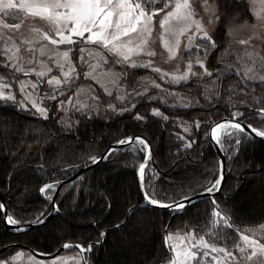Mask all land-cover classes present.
<instances>
[{
  "label": "trees",
  "instance_id": "obj_1",
  "mask_svg": "<svg viewBox=\"0 0 264 264\" xmlns=\"http://www.w3.org/2000/svg\"><path fill=\"white\" fill-rule=\"evenodd\" d=\"M163 6L159 3L155 7ZM218 6L222 16L213 37L216 47L206 59V66L214 74L217 69L225 71L229 16L240 15L241 21L251 16L246 0H218ZM195 55L202 54L193 48L185 58L194 63ZM231 72L227 71L220 84L221 95L210 102L202 95L209 78L198 84L196 81L201 79L195 76L190 83L163 86L178 96L162 91L155 97L153 92L154 99L138 101L134 108L125 103L130 110L124 113H118L122 108L118 104L117 110L102 107L96 115L74 114L66 123L60 122L61 113L54 104L47 106L48 116L44 118L0 101V192L9 215L20 224L42 220L52 211L51 202L39 191L44 184L58 185L92 163L89 157H101L110 145L136 135L145 137L153 148L154 161L147 166L144 177L150 196L170 203L210 188L220 171L210 143L212 125L233 117L235 111L247 117L246 123L259 128L264 124L257 117L264 109V84L245 81ZM137 73L148 72L134 69L124 79L126 84L133 86ZM97 93L100 106L116 103L114 95ZM153 108H159L167 119L155 116ZM137 113L143 119H137ZM185 128L190 131L185 132ZM189 140L194 141L191 147L187 146ZM233 142L225 136L222 143L228 165L233 164L222 193L231 196L241 185L243 188L235 198L215 197L216 204L229 214L228 224L223 223V214L222 220L216 221L212 215L214 204L206 200L178 215L169 233L191 231L231 250L240 243L241 232L264 223V143L248 138L241 141L239 151H234ZM145 157V148L138 142L114 151L105 162L63 185L57 197L61 214L29 232L10 233L0 207V248L17 242L51 253L69 242L84 246L101 242L100 232L124 222L131 208L143 202L137 170ZM171 215L150 207L138 209L126 227L109 230L101 243L93 245L87 256L89 263L165 261L169 256L163 235Z\"/></svg>",
  "mask_w": 264,
  "mask_h": 264
},
{
  "label": "snow or ice",
  "instance_id": "obj_2",
  "mask_svg": "<svg viewBox=\"0 0 264 264\" xmlns=\"http://www.w3.org/2000/svg\"><path fill=\"white\" fill-rule=\"evenodd\" d=\"M206 2V0H205ZM146 3L155 4V0H146ZM173 0H164V7L167 8L169 4H172ZM255 3V0H252ZM261 5L264 7V0H261ZM21 9L27 13H31L35 16H40L44 18L50 24V30L53 35L48 32L39 33L33 36V40L40 39L41 37L50 41L52 46L66 45L68 47L63 50L58 47H50L48 45H42L39 49L41 57H47V61H50L58 71L62 74L51 75L47 79V84L52 86L51 100H56L58 95H63L65 91L72 89L74 81L77 77L81 75L80 72L76 71V65L73 63L71 52L72 46L77 44H91L98 49H103L110 52L114 56V64L118 65H130L132 69L139 67L149 68L152 66L151 60H136L131 59L134 54L144 53L145 48L148 44V40L145 36L151 35L152 21L157 12L162 11L159 7H152L150 10H146L145 5L140 2V0H0V13L8 14L9 10ZM218 19V17H217ZM264 21V16L261 17ZM160 25L162 29L161 35L163 36V45L168 50L170 56H175L179 49V35L184 33H189V43L188 48H192V39L194 36L199 34L201 36V42L195 45L196 51L203 52V58L197 57L195 64L199 65L202 70H195L193 67V62L189 59L186 62V70L177 73H167L160 68H153V72L161 74V79H165L171 76V83L179 84L181 81H188L191 77L206 75L209 78V82L204 84L203 97L206 101H211L214 97H219L221 95L220 84L223 82L224 77L227 75V70L232 68L231 65L225 66V71L215 70L216 75L213 76V72L209 71L206 66V59L211 51L216 47V41L204 28L203 24L195 19L194 10L191 7L189 0H175L172 9L165 13L163 18L160 20ZM177 25H182L177 27ZM0 26L19 29L20 24L15 25H4L3 21L0 20ZM194 29V31H192ZM35 31V30H33ZM132 35H135L138 43H134ZM127 37L128 39L122 40V38ZM7 41H12L10 44L6 43L3 50V63L14 70V72L23 73L26 77H29L32 73H35L38 79L32 80H20L19 86L21 93L24 94V99L17 101L15 93L12 91H6L5 89L11 88V83L7 82L3 76H0V100L2 101H12L13 103H19L25 109L28 105L25 103V99L32 100V106L36 108L39 115L47 117L48 108L41 106L36 102L35 97H33L32 92L27 89L38 90L40 84L45 81L42 79L52 73L53 68L49 66V63L45 59H38L34 54V50L29 48V55L27 57L26 63L29 65L25 67V58L21 55L20 45L12 40L11 37H3ZM29 44L32 41H27ZM240 43L245 44L247 41H240ZM207 45L206 47H201V45ZM78 52L80 53V62L86 64L88 71L84 72L85 77H91L93 80H97L98 77H107L105 81L104 91L108 93L109 96L112 95L111 89L107 87V84H111L113 87L118 89L121 87V77L127 76V71L115 72L111 68L107 71H102L96 73L97 68H101V58L94 57L92 51H88L87 54L90 58L94 59V62H88L85 60L86 49L84 47H79ZM148 56L155 55L150 49L146 53ZM252 56L251 53L248 54ZM118 57V58H117ZM105 64L108 63L107 57H102ZM260 67L264 69V58H259ZM239 73V69H236ZM251 67H245L244 76L247 80H257L264 82V75H251ZM15 79V76H13ZM196 83L201 84L203 81H196ZM156 88H160V85H155ZM231 87V86H229ZM163 91L168 92L170 95L178 96V93L170 92L167 89ZM148 92V88L144 87L143 92L137 91L135 88L132 89L131 93L125 95H118L117 99L131 105V108L135 107L133 101L139 97L141 99L152 100L154 97L148 94L147 97L144 93ZM243 92V89H241ZM212 93V95H209ZM68 102L71 103V96L67 98ZM192 101H189L190 104ZM65 101L60 100L59 105L62 107ZM187 106V105H185ZM81 107H85L81 105ZM109 108L115 110V106L109 104ZM130 108L123 107L119 111H128ZM55 111V109H53ZM152 113L157 117H167L163 116L159 108H153ZM259 116L264 117V109L259 110ZM233 117H241L242 119L232 120L229 119L224 122L216 123L214 127L211 128V137L220 146L221 151H223V144L220 141V130H224L230 141L232 143V148L234 151H239L241 147V141H246L248 139L247 129L255 133L259 137L264 138V128H254L252 124L245 123L244 121L247 117H244L243 113L240 111H235L231 113ZM137 119H143L140 117L139 113L136 114ZM195 126L199 128V121L195 122ZM185 132H189L190 128H185ZM135 139L139 144L143 146H148V142L142 137H127L126 140L117 141L118 144H125L127 142ZM194 141L189 140L187 143L188 147H191ZM115 149H109L105 153L104 157H89L91 162H96L98 159L107 158L109 153L114 152ZM72 167H77L73 165ZM145 165L141 164L139 166V173L141 179H143ZM222 174L218 173L211 188H207L206 191L212 193L218 189L221 185ZM56 182L51 184H44L43 187L39 189L41 193L48 190L47 200H49L53 208H58L56 200L52 195V190L56 188ZM145 199L152 205H163L165 207H173L178 209H183L185 203L164 204L161 200L155 199L150 196L146 191L144 193ZM183 200L187 203H191V197H183ZM214 209L212 212L213 217L221 218L223 214V223L228 224L229 214L223 208H220L213 200ZM110 207V205H109ZM135 209L128 214V220L131 219L132 214H134ZM8 223H19L15 221L13 217L6 216ZM39 222V221H37ZM213 222H216L215 220ZM123 226H127V223ZM231 226V225H229ZM117 228L119 225L116 226ZM101 236L106 235L105 232H100ZM241 239L245 242L247 247L252 248V256L257 255V252L264 256V243H260L259 240L255 239L252 235H245L243 232L240 233ZM172 239V234L166 232L165 243L169 245V241ZM181 241L190 240L194 243H188L183 249L176 251L174 246L173 251L175 253V259L170 261V264H201L200 260L197 259L198 253L201 249H204L202 255L208 256L210 253L207 251L211 249L212 252H223L225 253V259L232 257L233 254L229 252L226 248L218 247L215 244H209L203 237L197 239L194 233H189L187 236H182ZM99 243V241H96ZM82 250L91 251L92 244H88L86 249L84 245H79ZM239 247V245H237ZM195 249V250H194ZM246 251L245 247H240V252L244 253ZM214 261H218L219 257L213 256ZM233 259H235L233 257ZM0 264H6V262L0 261ZM260 264H264V258L261 259Z\"/></svg>",
  "mask_w": 264,
  "mask_h": 264
},
{
  "label": "rangeland",
  "instance_id": "obj_3",
  "mask_svg": "<svg viewBox=\"0 0 264 264\" xmlns=\"http://www.w3.org/2000/svg\"><path fill=\"white\" fill-rule=\"evenodd\" d=\"M16 2H19V0H16ZM140 2L145 5L146 10H150L152 7H155L156 4L159 3H163L164 5V0L161 1L155 0V4L146 3V0H140ZM174 2L175 0H173V3L169 4L167 8H165L164 6L161 7L162 11L157 12L155 14L152 21L151 35L145 36V38L148 40V44L145 48V52L134 54L131 57V59H136L138 61L151 60L152 61L151 67L149 68L139 67L142 68L143 72L145 70L148 73L147 74L137 73L136 75L137 77L133 78L135 82L133 86H129L128 84H126L124 80L128 75L126 77L125 76L121 77V87L119 89L117 87H113L110 83L107 84V87L111 89L112 92L111 96L113 95L115 96L114 100L116 103L112 104L115 106V110H117L118 104L121 105L122 108L126 107L125 102L118 100L117 96L131 93L133 88H135L137 91L143 92V88L147 87L148 92L144 93L145 97L148 94H152L153 92H156L157 95L154 96L158 97L159 93L163 91V86L165 87V85L174 84L171 83V76H168L165 79H161V74L157 72H153L152 71L153 68H160L167 73H177L186 70L187 60L185 58V54L191 49L195 48L196 44L201 42V36L199 34L194 36L192 39V48H188L187 45L189 43V38H188L189 33H184L182 35H179V40H180L179 49L174 57L170 56L168 50L163 45L164 38L161 35L162 29L160 25V20L163 18L166 12L172 9V7L174 6ZM189 2L191 4L192 9L194 10L195 19L200 23H202L204 28L208 31V33L212 37H214L215 30L218 27L222 16L219 12L218 0H206V2L205 0H189ZM246 2L248 4V9L251 15L249 17V20L245 19L241 21L240 15L237 14L234 15L232 14L229 16L228 19L229 23L227 25V33L229 39L227 43L229 52L227 53H229V55H228V59H225L226 60L225 65L232 66V68L227 70L228 72L229 71L235 72L236 74L241 76L243 80L249 81L244 76L245 67H251L253 69V71L249 73V76L253 74L264 75V69H261L260 60H259V58H264V21L261 20V17L264 16V7H262L261 5V0H255L254 4L252 3V0H246ZM0 20L3 21L4 25H15V24L21 25L19 29L0 26V76H3L7 82L11 83L12 85L11 88L5 90L14 92L17 101L24 99V94L21 93L18 82L20 80H27V79L36 80L38 79V77L36 76L35 73H32L29 77H26L23 73L14 72L13 69L7 67L3 63L2 53L4 50V45L6 43L10 44L12 42L3 39V37H11L13 41H15L17 44L21 46L20 52L21 55L25 58V64H24L25 67L29 66L26 63V60L29 55L28 50L31 47L34 50V54L36 58L45 59L46 62L49 63V66L53 68L52 73H49L48 76L42 78L45 82L39 85L38 90H32L31 88L27 90L32 92V95L33 97H35L36 102L41 106L47 107L48 105H53V104L56 105V110L59 113H61L60 122H64V123L68 122L70 117H74V114L85 113L86 115H92V114L96 115L99 113L102 107H104V109L107 108L113 110L109 108V106H100L99 104H97L98 91L108 95V93L104 91V87H103L105 85V81L107 80V77H98L97 80H93L91 77H85L83 73L87 72L88 68L86 64H82L80 62V53L78 52V48L84 47L86 49V52L84 54L85 60L90 63L94 62V59L88 56L87 54L88 51H92L94 57L101 58L102 67L97 68L96 73L107 71L109 68H111L115 72L127 71L128 74H133L134 69H132L130 65L125 66V65L114 64L113 62L114 56L112 53L107 52L103 49H98L91 44H84V45L77 44L76 46H72L71 57L73 63L76 65V71L80 72L81 75L75 79L74 85L71 90L65 91L63 95H58L56 97V100H51L50 97L52 95V86L47 84V79L51 75H58L61 76V78L63 77L62 74L55 67V65H53L50 61H47V57L40 56L39 49L42 45H48L50 47H58L62 50L68 46L66 45L52 46L50 41H46L42 37L40 39L33 40V36L39 33L48 32L50 35H53V33L50 30L49 22H47L44 18L40 16L32 15L31 13H27L21 9H12L9 10L8 14L0 13ZM181 26L182 25H177V27H181ZM192 31H194V29ZM126 39L128 38L127 37L122 38V40H126ZM132 39L134 43H138V40L136 39L135 35H132ZM242 40L247 41V43L245 44L240 43V41ZM27 41H32V43L29 44ZM201 46L206 47L207 45L202 44ZM149 49L153 51L155 55L148 56L146 53ZM249 53H251L252 56H249L248 55ZM201 54L202 55H195L194 60H196L197 57L203 58L204 54L202 51ZM102 57H107L108 59L107 64L103 62ZM193 67L195 70L202 71L199 68V65L195 64V61L193 63ZM236 69L240 70L239 73H237ZM214 75H216V73ZM13 76H15V79H13ZM133 76L135 75H132L131 77ZM194 77H191V79L188 81H181L180 83L183 84L190 83L192 82V79ZM199 78L201 79L200 81L202 80L204 81L208 79L206 75H201L199 76ZM251 82H258L264 84V82L260 81L259 79L251 80ZM180 83L174 85H180ZM155 85H160L161 87L156 88ZM69 96H71V103H69L67 100ZM60 100L65 101L62 107L59 105ZM143 100L144 99L137 97L133 101V103L136 105L138 101L142 102ZM2 102L11 104L16 108H18L19 110H22L24 113L34 114L43 117L39 115L36 108L32 106L31 99H25V103L28 105L26 109L22 107L19 103H13L12 101H2ZM81 105H84L85 107L82 108ZM117 111L118 113L125 112L119 110ZM257 117H259L261 120H264V117L259 116V114ZM261 128H264V124L261 125ZM225 136H227V134L223 130L222 135L220 136V141L222 143ZM144 148H145V152L147 153L146 146H144ZM54 191L55 189L52 190V195L54 194ZM41 194L47 197L48 190L45 189V192ZM13 219L17 221L14 217ZM215 219L217 222H219L220 220H222V216L221 218H215ZM170 233L172 234V239L169 241V243L171 246L175 247L176 251L183 249L184 247H186L188 243H194V241H190V240L181 241L180 239L182 236H187L189 233H194V232L178 229ZM194 234L196 235L197 239L203 237L196 233ZM244 234L252 235L255 239L259 240L260 243H264V223L261 224L260 226L245 231ZM203 238L209 244H215L218 247L225 248L221 245L216 244L215 242L208 240L205 237ZM238 245L239 247L236 246L234 249L231 250L227 249L229 252L233 254L232 257H228L227 259H225V255H226L225 253L212 252L211 249L207 250L210 253L208 256H203L202 253L204 249H201L200 252L198 253L197 259L200 260L201 264H260L261 259L264 258L262 254L257 252V255L252 256L251 254L254 250L250 247H247L242 239ZM240 247H245L246 251L244 253H241ZM171 249L173 250V247H171ZM213 256L219 257V260L214 261L212 258ZM233 257L235 259H233ZM171 260L172 259L169 256L165 260V262H170ZM0 261L6 262V264H83L80 253L75 249H70L65 254L50 260H42L35 257L33 254L29 252H26L21 249H16L7 253L3 258L0 259ZM193 264H195V262H193Z\"/></svg>",
  "mask_w": 264,
  "mask_h": 264
},
{
  "label": "water",
  "instance_id": "obj_4",
  "mask_svg": "<svg viewBox=\"0 0 264 264\" xmlns=\"http://www.w3.org/2000/svg\"><path fill=\"white\" fill-rule=\"evenodd\" d=\"M229 119H232L234 121L237 120L236 118H233V117H230L229 116V117H225V118L217 121L216 123L224 122V121H227ZM215 124H213L212 127H214ZM252 126L254 128H257L254 125H252ZM211 128H210V131H209L210 143H211L213 149L215 150V152H216V154L218 156V159H219V165H220V171H219V173L222 174V177H223L222 180H221V185L218 187V189L216 191H214L212 193H209L208 191L204 190V191L198 192V193H196V194H194L192 196H189V197H191V201H192L191 203H187L183 199H181L179 201H176V203H185L186 204V206L183 209H178V208H173V207H165L163 205H152V204H150L145 199V195H144V193L146 191V189H145V183H144L145 182V180H144L145 170H146L147 166L151 162L154 161L153 148H152L151 143L145 137L140 136V135L132 136L133 138H135V137H142L144 140H146L148 142V146L146 147L147 153H146L145 160H144L143 163H141V164H144L145 165V169H144V173H143V179H141V177H140L139 167H138V170H137V175H138V179H139V185H140V189H141V194H142L144 200L140 204H137V205L133 206L131 208V210L129 211V213H131L133 209H135V211H134V213H135L138 209H140L142 207H150V208H154V209H158V210H163V211H168V212H171L172 213L171 218H170V221L168 222V224H167V226L165 228V231H164V235H163V241H164V246H165V249H166V253H167L168 256L171 257L172 260L175 259V255H174L173 250L169 246L170 243H169V245H166V243H165V234H166V232H169L173 220L178 215L183 214L188 208H190L192 206H195V205H197V204H199V203H201L203 201L212 200V202H213V200H215V197L235 198V197H237L240 194V192H241V190L243 188V185H241L239 187V189L233 195H231V196H225V195H223L222 190L224 188V185L226 183V180L228 178V175H229V173L232 170L233 164L228 165V158H227V154H226L225 150L221 151L220 146H218V144L215 142V140H213V138L211 137ZM222 132H223V130H220V136L222 135ZM246 132L248 133V137L249 138L264 143V138L259 137L255 133L251 132L250 129H247ZM220 136H219V138H220ZM136 142L137 141H135V139H133L132 141L127 142L125 144L114 143V144H112V145H110L108 147V149L103 153V155L101 157H104L105 156V153H107L109 149H115V151H117V150H120L122 148H126V147H128V146H130V145H132V144H134ZM112 153H109L108 157ZM108 157L107 158H101V159H98L96 162L90 163L89 165L85 166L84 168H81L80 170H78L70 178L59 182L58 185H57V187H56V191L54 193V196H53L54 199L56 200V203H57L58 194H59V192H60V190H61V188H62L63 185L74 182L75 180H77L80 176H82L86 172L92 170L96 166H98L101 163L105 162L108 159ZM172 203L173 202H170V203H165L164 202V204H169V205L172 204ZM0 206H1V209L3 211L4 224H5L6 228H7V230L10 233H12V234H22V233L29 232V231H31L33 229H36V228L40 227V226H43L45 224H48L57 215L61 214V212L59 210V206H58V208H53V206H52L51 213L48 216H46L45 218H43L42 220H40L39 222H35V223H31V224L8 223L7 222V219H6V216H10V215H9V212H8L7 207H6V204H5L4 195L1 192H0ZM127 221H128V215H127L126 219L124 220V222H122L121 224H119V227L123 226L125 224V222H127ZM116 226H114L112 228H108L104 232L107 234V232L109 230L117 229ZM105 236L106 235L102 236L101 242L105 239ZM101 242H99V243H101ZM99 243H91L92 244V249H93V245H96V244H99ZM79 245H82V244L69 242V243H66V244L62 245L56 251H53L51 253H44V252H41V251H39L37 249H34V248H32V247H30L28 245L15 242V243L7 244V245L3 246L2 248H0V259L3 258L10 251L16 250V249H21V250H24L26 252H29V253L33 254L35 257H37L39 259H42V260L54 259V258H56L58 256H61V255L65 254L70 249H75V250H77L80 253V256H81V259H82L83 264H90L89 261H88L87 256H88V254L91 253L92 250L90 252L89 251H86V250H82L80 247H78ZM86 247L87 246H85V249H86ZM157 264H170V262L160 261Z\"/></svg>",
  "mask_w": 264,
  "mask_h": 264
},
{
  "label": "bare ground",
  "instance_id": "obj_5",
  "mask_svg": "<svg viewBox=\"0 0 264 264\" xmlns=\"http://www.w3.org/2000/svg\"><path fill=\"white\" fill-rule=\"evenodd\" d=\"M251 139V138H250ZM254 140V139H253Z\"/></svg>",
  "mask_w": 264,
  "mask_h": 264
}]
</instances>
